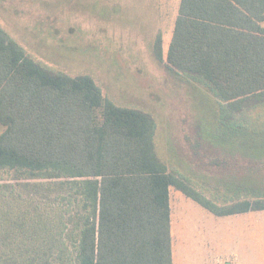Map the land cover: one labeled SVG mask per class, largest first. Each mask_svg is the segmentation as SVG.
I'll return each mask as SVG.
<instances>
[{"label":"trees","instance_id":"1","mask_svg":"<svg viewBox=\"0 0 264 264\" xmlns=\"http://www.w3.org/2000/svg\"><path fill=\"white\" fill-rule=\"evenodd\" d=\"M155 55L220 100L236 140L251 118L263 130L264 0H180ZM0 124V264H174L172 190L218 217L264 211L249 185L203 195L158 157L149 114L44 68L1 26Z\"/></svg>","mask_w":264,"mask_h":264},{"label":"rangeland","instance_id":"2","mask_svg":"<svg viewBox=\"0 0 264 264\" xmlns=\"http://www.w3.org/2000/svg\"><path fill=\"white\" fill-rule=\"evenodd\" d=\"M179 4L0 0V26L44 68L89 75L117 106L149 114L156 122L158 157L203 195V182L206 194L218 200L235 198L248 185L262 195L264 128L251 118L249 129H242L244 141L236 140L241 131L223 122L220 100L155 55L159 38L167 53ZM185 198L172 190L174 264H264V211L218 217Z\"/></svg>","mask_w":264,"mask_h":264},{"label":"crops","instance_id":"3","mask_svg":"<svg viewBox=\"0 0 264 264\" xmlns=\"http://www.w3.org/2000/svg\"><path fill=\"white\" fill-rule=\"evenodd\" d=\"M198 183V182H197ZM195 185V184H194ZM204 185H205V187H204ZM197 187V186H196ZM199 187H201L203 190H205V189H208V187H207V184L205 183V182H203L201 185H200V183H199ZM198 188V187H197ZM185 196V195H184ZM186 197V196H185ZM185 199H188L189 200V198H185ZM205 209V208H204ZM208 211V210H207ZM247 214H250V213H247Z\"/></svg>","mask_w":264,"mask_h":264}]
</instances>
